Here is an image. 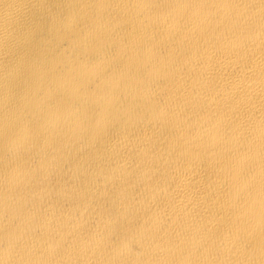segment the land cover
<instances>
[{"label":"bare ground","instance_id":"6f19581e","mask_svg":"<svg viewBox=\"0 0 264 264\" xmlns=\"http://www.w3.org/2000/svg\"><path fill=\"white\" fill-rule=\"evenodd\" d=\"M0 264H264V0H0Z\"/></svg>","mask_w":264,"mask_h":264}]
</instances>
